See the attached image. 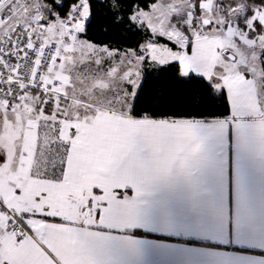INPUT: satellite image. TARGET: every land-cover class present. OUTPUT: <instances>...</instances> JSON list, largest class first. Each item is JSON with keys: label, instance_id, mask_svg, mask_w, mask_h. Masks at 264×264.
I'll list each match as a JSON object with an SVG mask.
<instances>
[{"label": "snow or ice", "instance_id": "snow-or-ice-1", "mask_svg": "<svg viewBox=\"0 0 264 264\" xmlns=\"http://www.w3.org/2000/svg\"><path fill=\"white\" fill-rule=\"evenodd\" d=\"M94 4L0 0V264H109L146 197L201 178L215 196L229 136L264 150V0H109L143 37L123 50L87 38ZM168 65L223 110L138 112Z\"/></svg>", "mask_w": 264, "mask_h": 264}, {"label": "crops", "instance_id": "crops-1", "mask_svg": "<svg viewBox=\"0 0 264 264\" xmlns=\"http://www.w3.org/2000/svg\"><path fill=\"white\" fill-rule=\"evenodd\" d=\"M215 196L175 184L145 198V227L106 233L138 241L115 245L109 264H264V150L256 141L237 147L229 136Z\"/></svg>", "mask_w": 264, "mask_h": 264}, {"label": "trees", "instance_id": "trees-1", "mask_svg": "<svg viewBox=\"0 0 264 264\" xmlns=\"http://www.w3.org/2000/svg\"><path fill=\"white\" fill-rule=\"evenodd\" d=\"M109 0H95L93 19L88 27L87 38L98 44H109L114 48L136 47L143 37L113 28L108 10ZM205 89L195 79L179 78L171 65L147 67L142 78V91L137 102V111L154 110L155 115L174 114L184 116L200 111L223 110V102L199 101L192 104ZM205 102L208 108L200 107Z\"/></svg>", "mask_w": 264, "mask_h": 264}]
</instances>
